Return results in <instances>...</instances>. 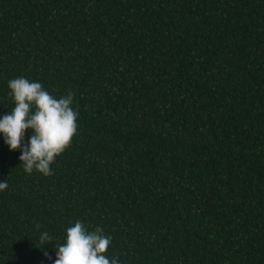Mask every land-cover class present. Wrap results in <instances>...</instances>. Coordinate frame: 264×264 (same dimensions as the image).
Returning a JSON list of instances; mask_svg holds the SVG:
<instances>
[{"label": "trees", "instance_id": "trees-1", "mask_svg": "<svg viewBox=\"0 0 264 264\" xmlns=\"http://www.w3.org/2000/svg\"><path fill=\"white\" fill-rule=\"evenodd\" d=\"M18 77L78 129L50 176L0 133V264L77 220L118 264H264V0H0V118Z\"/></svg>", "mask_w": 264, "mask_h": 264}, {"label": "clouds", "instance_id": "clouds-1", "mask_svg": "<svg viewBox=\"0 0 264 264\" xmlns=\"http://www.w3.org/2000/svg\"><path fill=\"white\" fill-rule=\"evenodd\" d=\"M8 86L15 107L10 114L0 118V133H3L10 150H21L19 159L26 173L36 171L44 176L53 175L51 165L77 135L79 113L72 107L75 93L69 90L66 95L56 98L41 83L24 77L9 80ZM29 129L32 135L22 147L25 132ZM7 188V182H0V191ZM36 228L39 230L41 225L36 224ZM53 241L56 248L54 264H118V259L109 260L105 255L112 240L104 235L102 227L89 231L82 221L77 220L67 228L66 241L62 244L47 231L40 233L39 242L43 246ZM45 256H48L47 252Z\"/></svg>", "mask_w": 264, "mask_h": 264}]
</instances>
